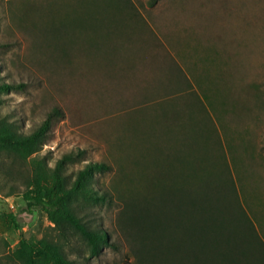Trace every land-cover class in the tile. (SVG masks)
I'll use <instances>...</instances> for the list:
<instances>
[{"label":"rangeland","instance_id":"1","mask_svg":"<svg viewBox=\"0 0 264 264\" xmlns=\"http://www.w3.org/2000/svg\"><path fill=\"white\" fill-rule=\"evenodd\" d=\"M129 1L132 19L125 0H0V82L25 86L1 94L0 118L27 134L59 110L38 152L23 161L0 152V264H19L11 254L24 238L60 242L75 264L136 263L124 207L161 185L160 160L185 155L202 171L205 153L207 173L234 181L264 241V0ZM119 26L146 29L131 44ZM129 59L132 71L118 75ZM80 151L70 179L91 161L111 166L93 181L107 201L75 204L108 234L96 256L23 200L33 158L53 168Z\"/></svg>","mask_w":264,"mask_h":264},{"label":"trees","instance_id":"2","mask_svg":"<svg viewBox=\"0 0 264 264\" xmlns=\"http://www.w3.org/2000/svg\"><path fill=\"white\" fill-rule=\"evenodd\" d=\"M131 7L130 1L125 0L124 9L130 19L137 14ZM119 27L118 34L127 36L131 44H136L133 39L146 29V26ZM158 44L161 46V42ZM140 45L141 42L138 47ZM128 49L130 53L134 51ZM121 50L120 44L118 56ZM123 61L120 67L118 65V75L133 69L130 59ZM179 78L180 75L178 84L183 85ZM24 87L22 83L1 81L0 96ZM176 114L179 116L180 113L176 111ZM58 115L59 110L55 108L39 127L27 134L8 118H0V152L22 161L38 152L46 140L52 118ZM206 137L210 139V135ZM83 155L82 151L77 155L66 153L53 168H47L44 160L33 158V174L25 181L23 200L30 209L41 206L63 236L68 233L79 235L96 256L108 244V234L85 222L75 204L107 201L105 194L94 189L93 181L97 173H105L111 166L103 161H91L70 179L65 174L67 165ZM206 155L199 163L203 166L202 171H197L185 155L160 160L158 165L168 168L163 171V181L159 180L161 185L156 187L154 184L156 188L148 185L143 203H136V197L131 203L126 202L123 218L137 242L135 253L138 256L134 264H264V241L241 205L234 181L221 182L219 174L207 173L210 170L206 166ZM196 177L201 188L192 187ZM10 217L16 222L14 216ZM11 257L19 264H75L60 242L47 238L38 241L24 238Z\"/></svg>","mask_w":264,"mask_h":264}]
</instances>
